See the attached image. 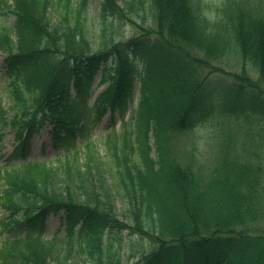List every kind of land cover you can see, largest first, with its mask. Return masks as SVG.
<instances>
[{"label": "trees", "instance_id": "trees-1", "mask_svg": "<svg viewBox=\"0 0 264 264\" xmlns=\"http://www.w3.org/2000/svg\"><path fill=\"white\" fill-rule=\"evenodd\" d=\"M54 6L57 23L49 16ZM204 7L192 0H101L98 25H88L87 0L76 7L69 0H15L16 21L0 38V53L7 54L15 77L11 125L28 147L50 123L56 148L66 152L59 166L32 160L4 175L0 206L10 215L1 220L2 264H80L82 257L91 264H121V246L130 247L136 236L147 242L136 264H264V228L258 227L264 222V167L248 150L242 161L235 157L207 174L184 160L174 142L214 114L209 87L196 77L202 60L235 55L264 73L262 5L227 4L224 33L214 30ZM146 10L156 16L155 40L148 32L116 41L117 22ZM100 68L109 84L94 115L85 103ZM138 77L143 113L137 136L115 143L107 163L86 141L81 163L76 140L86 137L88 113L95 121L108 109L123 114ZM193 107L197 114L188 111ZM23 153L17 159H26ZM60 211L70 226L83 223L84 245L76 247L71 235L41 238L47 219ZM106 232L118 248L104 243Z\"/></svg>", "mask_w": 264, "mask_h": 264}, {"label": "rangeland", "instance_id": "rangeland-1", "mask_svg": "<svg viewBox=\"0 0 264 264\" xmlns=\"http://www.w3.org/2000/svg\"><path fill=\"white\" fill-rule=\"evenodd\" d=\"M196 2H198L199 0H195ZM208 2V4L210 5L211 11L213 10V8L215 7H220L221 6V2L222 0H206ZM99 3L100 0H90L89 1V10H90V14H91V18H97L98 15V8H99ZM56 15V14H55ZM150 18V17H149ZM14 20V16L13 15H4L0 12V26L2 24H7L10 25L12 24ZM57 20V19H56ZM55 21V20H54ZM150 21V20H149ZM152 21V20H151ZM149 24H151V22H149ZM149 26V25H147ZM137 30H139L137 27H135L134 25H132L129 22H125L124 24V28L120 29V33H125L128 35V37L138 33ZM226 62V61H223ZM215 66L216 67H223L225 71H228L231 73V75H228L226 73H221L223 80L226 83H230L233 80L237 79L234 75V73L236 72L235 70H237L239 68L238 65H235L234 68L235 70L226 64H220L219 62H215ZM250 72H254L253 70H248ZM255 73V72H254ZM252 78L254 80H256V82L258 84L262 85V82H259L258 80V74H251ZM100 76H97V81H99ZM258 79V80H257ZM11 79L9 78V76L6 74L2 63L0 62V101H2V106L5 109H8L10 102L8 100L7 97V85L9 83ZM244 83V82H243ZM264 85V84H263ZM140 84L139 82L135 85V89L137 90L139 88ZM104 86L100 87L98 89V91H100L101 89H103ZM94 98L91 99L90 102H93ZM136 103V101H135ZM11 113H8V117L10 116ZM262 120L264 121V116H261ZM109 121V117H106L101 124H99L96 128H94V130L92 132H94L93 138L97 139V143L98 145L104 140L105 138V132H106V127H107V123ZM119 127V126H118ZM117 127V131H119V128ZM228 129L231 128L232 131L239 133L240 135H243L245 132V129H243V127L241 126L240 122L238 121H233L230 125L227 126ZM206 129L208 131H204V132H200V134H202L204 137L202 138L204 143H206L205 147L208 149V151H205V149L203 148L202 152H203V161L205 162H209L207 161L208 159H212V157H210V152L209 149L211 148V137L214 131V125L211 127H206ZM111 130V129H110ZM0 131L2 134L5 135L4 138V148L0 147V156H5L7 157V155L12 151V147L14 145V133L11 130L10 127L4 128V126L0 123ZM43 142V145H42ZM186 145V144H185ZM184 145V147H185ZM46 146V151H50L51 146H52V138L51 136L47 133V131L44 132L42 138L37 142L34 143L33 145V151H34V155L33 157L37 158V159H41V158H46L45 154L42 153V149ZM48 154V156L50 158H55V152L54 150H51L50 152L46 153ZM53 155V156H52ZM3 160V159H2ZM56 161V160H55ZM0 162H1V157H0ZM57 162V161H56ZM2 215L0 214V217ZM60 223V216L58 217H54L51 218L50 222H49V233L48 236H51L54 232L55 229L58 228ZM64 228V226H62ZM105 240L110 239L108 236H105L104 238ZM131 246H133V248L126 252L125 258L126 259L128 257L129 262H133L134 255L133 253H135L137 255L138 251H141L143 249V247L147 246L146 243L142 242L139 240V242H134L131 244ZM130 246V247H131ZM128 250V247H127Z\"/></svg>", "mask_w": 264, "mask_h": 264}]
</instances>
